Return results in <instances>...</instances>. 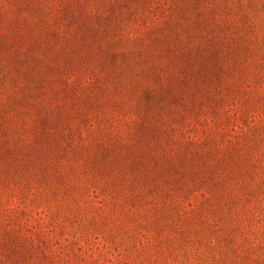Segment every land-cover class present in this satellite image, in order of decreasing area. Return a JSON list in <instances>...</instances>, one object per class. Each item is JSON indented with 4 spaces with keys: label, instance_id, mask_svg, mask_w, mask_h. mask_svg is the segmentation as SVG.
Returning a JSON list of instances; mask_svg holds the SVG:
<instances>
[{
    "label": "rangeland",
    "instance_id": "374dc122",
    "mask_svg": "<svg viewBox=\"0 0 264 264\" xmlns=\"http://www.w3.org/2000/svg\"><path fill=\"white\" fill-rule=\"evenodd\" d=\"M0 264H264V0H0Z\"/></svg>",
    "mask_w": 264,
    "mask_h": 264
}]
</instances>
